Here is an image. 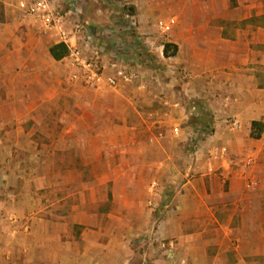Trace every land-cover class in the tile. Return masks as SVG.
Instances as JSON below:
<instances>
[{"label": "crops", "instance_id": "0c3cea01", "mask_svg": "<svg viewBox=\"0 0 264 264\" xmlns=\"http://www.w3.org/2000/svg\"><path fill=\"white\" fill-rule=\"evenodd\" d=\"M0 2V136L12 134L18 145L22 135L59 133L62 146L70 148L75 134L82 152L76 159L82 164L85 152L100 151L101 136L112 133L130 135L127 150H141L142 159L155 146L169 152L158 161L142 162L138 180L139 167H134L139 164L130 163L125 199L116 191L107 214L112 220L104 232L106 242L101 241L100 207L85 209L84 190L80 204L59 210L75 216L69 233L64 217L54 221L53 208L42 206L47 196L39 192L59 180L32 172L11 175L23 186L0 192V264H264V0H129L139 33L154 31V15L174 21L164 37L154 40L160 48L173 43L177 51L166 58L164 47L157 52L158 61L172 60L164 73L171 78H150L156 69L149 65L140 80L115 86L70 79L74 68L67 53L83 41V25L71 14L78 15L82 5L75 0ZM61 7L67 10L58 11L67 39L46 13ZM87 27L105 47V74L113 73L110 64L122 53L97 36V25ZM60 42L68 51L56 59L51 47ZM59 113H74L75 123L60 131L14 126ZM105 120L108 129L101 126ZM6 141L0 138V145ZM182 142L193 146L184 171L174 163ZM77 172L75 182L84 184V175ZM148 178L159 184L155 192L136 193L135 181L143 184ZM135 235L149 245L130 256ZM157 235L162 240L155 242ZM164 236L170 239L166 251Z\"/></svg>", "mask_w": 264, "mask_h": 264}, {"label": "rangeland", "instance_id": "374dc122", "mask_svg": "<svg viewBox=\"0 0 264 264\" xmlns=\"http://www.w3.org/2000/svg\"><path fill=\"white\" fill-rule=\"evenodd\" d=\"M129 0H75L77 6L82 5V11L78 15H73L79 24L83 25L79 29L86 30L89 25L95 24L97 25L98 31L96 32L99 38L105 42L110 43L109 49H118L116 52L120 51L124 58L125 62H128L133 69L139 72V77L137 80H140L143 77V72L145 67H154L156 69L154 73H149L148 76L154 78L160 76V78L169 79L170 76H165L164 73H167L168 66L171 64L172 60L166 61H158L161 60V57L157 55L158 49L162 50L164 46L157 44L154 40L156 39V35L162 34L164 37L168 32L163 33L159 27V22L161 20L167 21L171 19L162 18L160 16L155 18L152 24L154 27V31L149 33H139V23L137 27L133 29L126 28L125 30L120 26H126L125 21V13L131 12L134 10V7L131 3H127ZM236 1V0H233ZM64 3V0H63ZM115 4V5H114ZM67 1L63 6L67 7ZM3 6L0 2V18L3 15ZM68 10V7H67ZM67 10L64 7L61 9L58 8L57 11L65 14ZM114 13H112V11ZM134 13V12H133ZM68 17V23H73V18ZM160 17V18H159ZM113 19L116 21H113ZM112 25V26H111ZM75 29L77 26L74 27ZM113 28H116L117 35L113 32ZM156 28V30H155ZM111 30V32L109 31ZM158 29V30H157ZM108 33V35H103ZM126 35V37L124 36ZM109 37V38H108ZM157 37V36H156ZM153 39V40H152ZM127 40V41H126ZM165 39L160 38L158 41L162 42ZM138 49L135 54L132 53V50ZM107 52H108V50ZM121 49V50H120ZM142 50L144 53L139 54L138 52ZM173 50V48H171ZM154 54V55H153ZM162 54V53H161ZM165 55V54H164ZM162 56V55H161ZM163 57V56H162ZM167 56L165 55V58ZM164 58V57H163ZM162 58V60H164ZM164 62V63H163ZM151 68V69H152ZM175 88V87H174ZM74 115V113H71ZM61 117L60 113L57 114L56 117L48 118V119H26L17 121L23 127H32L35 126L37 128H42L46 130L47 128H54L57 131H60L62 127L70 126L72 123H75L76 119L72 117ZM91 120H88L90 123ZM136 123L141 122V119H135ZM122 122V121H120ZM107 120L101 124L105 129H108L106 125ZM92 124V121H91ZM8 127L11 129L13 127V122L11 120L8 121ZM114 130V129H113ZM5 137L8 139L6 143L0 145V192L10 193L18 190L20 186H23L20 183V178L10 179V176H17L19 174H40L51 176L53 179H57V183H52L47 188H40L39 192L43 193L47 197L43 199L42 206L44 207L49 203V207L53 208L54 221L62 220L68 223V231L72 232V227L74 223L75 216L68 214H59V210L63 208H68L71 210L72 207L76 206V203L81 202V192L84 190L85 193V209L88 211L93 210L92 208L95 206V209L100 207V219H101V241L106 242L108 235H105L104 232L108 233V229L110 226V221L112 220L108 214L109 210H111L112 206L115 205L114 202V193L117 191L122 194V201H124V194L126 192V178L128 175H131L130 171L132 170L130 167V163L139 164L134 167L135 169L139 167L138 171L136 170V180L140 179L141 167L140 164L142 162H147V158L151 161H158L160 158L162 159L163 155L165 156L169 152L167 151H158L155 147H152L151 150L146 153L148 157L142 159L143 152L141 150H136L135 152L128 151L129 143L127 142L131 139L130 135L119 134L117 136L115 133L110 135H102L101 136V147L100 151H91L87 150L86 160L84 164L81 162H77V154H81L80 150H77V146L74 141L77 140L75 134L72 137L73 144H68L70 148H65L66 144L62 146L61 139L62 136L59 133H55L53 135L49 134H41V135H22L19 137L21 139L20 144L13 145L12 139L14 136L12 134H8L5 136H0V138ZM16 137V135H15ZM145 143V137L140 138ZM32 140V141H31ZM67 140V139H66ZM38 142V143H37ZM60 142V143H59ZM171 142L167 141L164 143V147L170 145ZM157 144V143H154ZM139 145V143H138ZM159 148H162L159 144ZM171 146V145H170ZM65 148V149H64ZM140 148V146H139ZM189 149H193L191 142L186 144L185 142L177 144V152L175 153V162L176 166L181 170L191 161V151ZM194 151V150H193ZM203 156V155H202ZM202 158V157H200ZM201 160V159H200ZM202 161V160H201ZM173 163L172 160L169 161ZM167 163V162H166ZM78 164V165H77ZM78 168V169H77ZM79 173L84 175V184L79 182H75L76 174ZM134 171V170H133ZM135 173V172H134ZM133 173V174H134ZM127 175V176H126ZM3 176H6L3 178ZM16 180V181H14ZM95 180L93 183L92 181ZM154 179L148 178L145 183L141 184L138 181H135L134 189L136 193L145 194L146 190L149 192H155L156 188L159 184H156L154 188H151ZM117 182V183H116ZM95 192V199L92 197V193ZM49 199V200H47ZM51 204V205H50ZM123 206V205H122ZM56 211V212H55ZM156 212V211H155ZM159 212L157 211V215ZM119 217L121 214H118ZM124 215V214H123ZM163 214L161 215V217ZM124 218V216H123ZM86 221L90 219V216H85ZM117 220H119L117 218ZM120 223L118 224L117 229L119 228ZM71 231V232H70ZM115 235H120L121 232L115 231ZM80 235V230H79ZM124 235V234H123ZM121 236V235H120ZM155 237H158L155 236ZM124 238V237H123ZM135 240L130 244L129 254L130 256L134 255L137 252H143L145 248L148 247L149 243L147 239L140 237V235H135ZM165 241V251L170 239L164 236ZM154 240V238H153ZM158 240H162V238L155 239V242ZM133 251V252H132ZM139 254V253H138ZM172 254V253H170ZM168 253H164V256H167Z\"/></svg>", "mask_w": 264, "mask_h": 264}, {"label": "built area", "instance_id": "2783aa9c", "mask_svg": "<svg viewBox=\"0 0 264 264\" xmlns=\"http://www.w3.org/2000/svg\"><path fill=\"white\" fill-rule=\"evenodd\" d=\"M35 9H30L34 12ZM46 13L50 16H54V20L59 29H61L63 38L67 39L65 26L63 19H61L60 13L54 9H49ZM126 28L133 29L138 26V19L135 14L131 12L125 13ZM173 20H161L159 27L163 33L168 32L173 24ZM83 32L82 43H77L69 49L67 57L69 58L70 64L74 68V72L71 76V80L81 79L83 82L89 85H98L102 82L110 86H115L119 82H133L138 79L139 72L130 66L128 62H125L124 56L116 54L117 56L111 62L110 66L113 68V73L105 74L106 63H105V47L95 41V37L91 32L80 30ZM233 125L238 127V121H234ZM252 158L249 157L247 163H251ZM251 185H253L251 183ZM156 184H152L155 187Z\"/></svg>", "mask_w": 264, "mask_h": 264}, {"label": "trees", "instance_id": "16d2710c", "mask_svg": "<svg viewBox=\"0 0 264 264\" xmlns=\"http://www.w3.org/2000/svg\"><path fill=\"white\" fill-rule=\"evenodd\" d=\"M171 48H173V50H171ZM67 51H68L67 45L63 42L57 43L51 47V52L56 59L62 58L64 55H66ZM176 51H177V47L175 44L170 43V42H166L164 44V54L165 55L167 56L173 55L176 53ZM256 124H258V122L254 121L253 125L255 126ZM255 135L259 136L260 134L254 133V136Z\"/></svg>", "mask_w": 264, "mask_h": 264}]
</instances>
